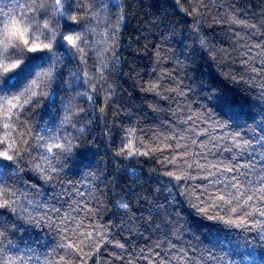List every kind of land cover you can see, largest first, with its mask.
<instances>
[{"label":"trees","instance_id":"1","mask_svg":"<svg viewBox=\"0 0 264 264\" xmlns=\"http://www.w3.org/2000/svg\"><path fill=\"white\" fill-rule=\"evenodd\" d=\"M64 2L82 18L76 31L99 23L86 34L83 56L68 60L60 49V71L52 82L43 76L44 53L29 54L17 72L0 79V138L9 132L22 154L18 167L0 159L11 173L0 178V192L15 193L0 213L7 221L0 264H155L181 249L197 264H264V224L255 226L261 218L254 215L240 226L208 219L236 217L224 205L204 204V213L193 207L200 204L199 177L206 171L188 167L227 163L239 157V150H223L233 146V134L241 133V140L258 134L253 129L264 116V0ZM29 6L31 0H0V13L39 17ZM94 6L96 18L90 15ZM68 27L62 21V29ZM73 70L82 80L69 88L65 81ZM85 72L90 85L83 84ZM37 77L47 82L42 94L5 116L6 98ZM129 140L149 154H118ZM55 144L63 147L48 152ZM169 171L197 178L178 181Z\"/></svg>","mask_w":264,"mask_h":264},{"label":"snow or ice","instance_id":"2","mask_svg":"<svg viewBox=\"0 0 264 264\" xmlns=\"http://www.w3.org/2000/svg\"><path fill=\"white\" fill-rule=\"evenodd\" d=\"M63 10L60 12L58 17V22L60 21H68L71 27H68L67 30H61L58 33H53L56 37L55 45L50 50L40 51L36 48H33L29 54H40L44 53L46 56V60L48 62V67L46 71L43 73V76L47 77V82H52L58 75L60 71L59 62L61 60V52L60 49H63V56L68 60H72L75 58L77 54H81L83 56L85 49L81 47V45H87V37L86 34L89 32H95L96 28L99 27V23H97L96 28L93 29H85V32L82 35V38L78 42V47L74 48L73 43L69 40V43H65V32H77L74 29V25L81 24V19L76 22H73L70 19L71 13L78 12H70L64 0H62ZM113 7H118L117 4H113ZM19 8H25V5L19 4ZM96 7L92 8L90 15L94 18L98 17V12L96 11ZM32 9L31 6L28 7V11ZM196 9H193L189 15H192L196 12ZM40 16L43 17L47 15L46 9L39 10ZM17 16L14 11L10 10L9 12L0 13V23L5 21H10L13 17ZM22 17V16H21ZM233 23L237 24H246V21L234 19ZM82 26V25H81ZM107 28L108 25L106 24ZM251 27H255L252 25ZM98 43V41H97ZM99 43H103L107 45V40L99 41ZM201 44L205 43L204 39L200 40ZM103 51H108V46L104 47ZM97 58H100V52L96 53ZM100 63L104 64V60L100 59ZM22 64L11 65L8 68H4L0 65V79L12 75L17 72ZM253 72H256L257 69L253 68ZM71 80L65 81L69 88L74 87V83L78 85L82 80L81 75L78 71L73 70L71 73ZM84 77H88V73L85 72ZM47 82L41 80L39 77L32 79L28 86L24 88L22 92L18 95L13 96L11 99L6 98L7 109L5 110V116H8L9 113L13 109L21 108L23 105L29 104L33 101L34 98L41 95V89L47 86ZM91 77L83 80L84 85H90ZM76 96L78 97H86L87 100L91 101L93 98L89 95L88 91L84 92H76ZM23 97V104L20 103ZM2 106V105H0ZM69 109H72L71 102L69 103ZM72 112L69 113V116H66V120H70ZM5 129H9L10 125L5 123L3 125ZM250 127V126H249ZM254 133H258L254 135L251 139H239L241 133L237 132L233 134L230 139L232 141V147L223 149L225 152L232 153L235 150H239V157L237 155H232L227 163L221 162L219 164L209 165L207 162L201 164L199 162H195L194 165H188L189 168L195 167L200 169L201 171H206V175H202L199 177L204 183L203 187L198 189L199 195L196 197L198 201H200L199 205H193L194 208H197L198 211L204 213L207 209L204 207V204H211L212 207L220 208L221 205L226 206V210L232 214L236 219H225L223 215L221 216H209L208 219L212 220H221L226 224H236L237 226L243 225L245 222H250L249 217L258 216L261 219L255 221V226L260 227L264 224V116L260 118V121L256 123V127L253 129ZM132 134V130L129 131V135ZM203 146V145H201ZM53 147L59 149L63 147L61 144H55L53 146L48 147V152H52ZM248 149H251V153L246 155ZM127 151L128 156H132L134 154L139 155H148V151H141L139 148L135 147V142L133 140H129L127 144H125L119 151L118 154H123ZM254 153V154H252ZM259 159H257V155ZM187 155V154H186ZM18 158H22V154L19 151V146L16 140L13 139L9 132H5L3 138H0V159L4 161L12 162V164H16L18 167ZM45 159H47L45 157ZM244 161V162H242ZM174 162V161H170ZM37 169L43 171L40 168L39 164L35 165ZM243 169V170H242ZM56 169L53 168L54 172ZM16 171V169H13ZM169 177H173L176 180L183 179H196L197 177L190 176L186 172H182L177 174L176 172L169 171L166 173ZM11 173L9 172V165L0 166V178H9ZM15 193H9L7 190L0 192V196L5 197L2 202H0V213L6 209V207L10 204V197L14 196ZM206 198V199H205ZM121 207L127 209L129 207L128 204H122ZM55 211V209H53ZM7 221L6 218L0 214V237L4 236L6 229ZM264 239V237H262ZM117 247L123 248V244H117ZM68 247H72V245H68ZM160 245L157 244L156 248H159ZM174 249L175 246L171 245ZM143 251V250H141ZM160 254L157 253V256ZM226 255H232V253H227ZM252 254L249 253V256ZM144 259H148L144 257ZM223 259V258H220ZM248 259V257H245ZM254 259V257H253ZM173 261L176 264H197V261L192 260L190 257L186 255L184 250H180L177 255H174L172 259H168L166 257L158 259L155 264H173Z\"/></svg>","mask_w":264,"mask_h":264},{"label":"clouds","instance_id":"3","mask_svg":"<svg viewBox=\"0 0 264 264\" xmlns=\"http://www.w3.org/2000/svg\"><path fill=\"white\" fill-rule=\"evenodd\" d=\"M34 7L29 12L47 10V15L24 18L15 16L10 21L0 23V65L8 68L11 65L24 63L33 48L44 51L55 45L56 37L53 33L62 30V21L58 22L60 12L63 10L62 0H31ZM73 22L82 19L79 14L71 13ZM82 32H65V43L71 40L73 47H78ZM3 74V73H0Z\"/></svg>","mask_w":264,"mask_h":264}]
</instances>
